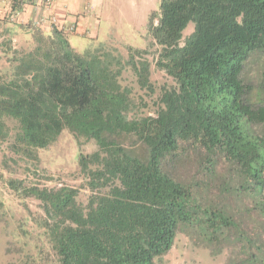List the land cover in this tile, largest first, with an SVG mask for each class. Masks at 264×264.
<instances>
[{"label":"trees","instance_id":"obj_1","mask_svg":"<svg viewBox=\"0 0 264 264\" xmlns=\"http://www.w3.org/2000/svg\"><path fill=\"white\" fill-rule=\"evenodd\" d=\"M34 30L35 46L13 50L0 73V141L31 158L63 130L97 145L78 155L84 203L75 187L8 182L39 200L38 225L57 264H158L180 229L227 243L225 264H264V62L248 69L264 57V0H159L149 46L159 47L154 64L172 83L149 116L133 114L132 90L120 82L128 66L147 88L146 49L130 47L123 62L101 42L79 52L56 26ZM188 147L221 183L219 200L166 169ZM232 196L248 198L260 232L244 227L243 203L234 210Z\"/></svg>","mask_w":264,"mask_h":264},{"label":"rangeland","instance_id":"obj_2","mask_svg":"<svg viewBox=\"0 0 264 264\" xmlns=\"http://www.w3.org/2000/svg\"><path fill=\"white\" fill-rule=\"evenodd\" d=\"M106 2L108 17H103L98 25L92 28L94 34L92 36L70 34L69 43L77 51L83 52L90 45L94 46L101 42L105 48L115 50L113 51L115 54L121 55L123 62L128 58L130 47L146 49V53L142 55L150 63L147 88L140 87L128 66H124L120 82L132 90L133 114L155 115L159 107L160 92L172 83L171 78L154 64L159 47L156 44L149 46L151 38L147 31L148 21L150 15L158 10L159 0H106ZM192 29V23H189L183 31L181 43ZM36 32L34 29L23 30L17 37L7 34L3 36L0 41V73L8 71L10 65L6 60L13 50H30L35 46ZM137 57L135 54V58ZM263 62L264 57L253 59L248 65L249 71L253 74ZM10 142L11 139L0 141V264H57L56 256L45 243L43 230L38 225L39 217L43 214L39 200L25 194L22 189H13L8 182L19 180L22 186L33 185L40 188L75 187L78 190V200L84 203L90 190L83 185L85 181L79 172L78 155L92 153L97 148L96 142L93 139L77 141L68 130H63L51 145L34 150L36 158L11 151ZM189 149L172 162H167L166 169L173 178L194 183L208 198L219 200L217 196L221 183L218 179L211 180L206 175L205 168L197 164V155ZM217 170L218 178L222 179L224 176L221 174H226L224 163L220 162ZM228 200L234 210L238 211L240 210L238 203H243L240 204V213L245 228L252 232L262 230V225L255 221L257 216L255 212L248 213L252 204H249L247 197L243 196L240 202L233 196ZM230 250L227 243L208 245L197 234L180 229L172 247L157 258L156 262L225 264Z\"/></svg>","mask_w":264,"mask_h":264},{"label":"crops","instance_id":"obj_3","mask_svg":"<svg viewBox=\"0 0 264 264\" xmlns=\"http://www.w3.org/2000/svg\"><path fill=\"white\" fill-rule=\"evenodd\" d=\"M106 0H0V41L5 34L15 36L23 30L34 29V20L41 19V26L35 29L45 35L54 26L74 25V30L66 33L92 36L93 30L103 17H108ZM1 47V46H0ZM1 54V51H0Z\"/></svg>","mask_w":264,"mask_h":264},{"label":"built area","instance_id":"obj_4","mask_svg":"<svg viewBox=\"0 0 264 264\" xmlns=\"http://www.w3.org/2000/svg\"><path fill=\"white\" fill-rule=\"evenodd\" d=\"M45 2L47 4H50L52 2V0H45ZM41 23H42V20L41 19H38V20H34L33 22V26L34 27H38V26H41ZM60 30L63 32V33H70L74 30V25L73 24H70V25H67V26H61L60 27Z\"/></svg>","mask_w":264,"mask_h":264}]
</instances>
